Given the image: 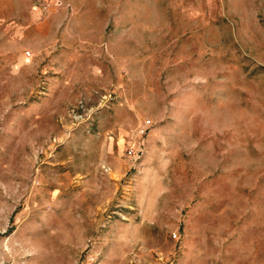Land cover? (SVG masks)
<instances>
[{"label":"rangeland","instance_id":"obj_1","mask_svg":"<svg viewBox=\"0 0 264 264\" xmlns=\"http://www.w3.org/2000/svg\"><path fill=\"white\" fill-rule=\"evenodd\" d=\"M0 264H264V0H0Z\"/></svg>","mask_w":264,"mask_h":264},{"label":"built area","instance_id":"obj_2","mask_svg":"<svg viewBox=\"0 0 264 264\" xmlns=\"http://www.w3.org/2000/svg\"><path fill=\"white\" fill-rule=\"evenodd\" d=\"M144 129H140V132L142 133ZM132 153L131 150H128V154L130 155Z\"/></svg>","mask_w":264,"mask_h":264}]
</instances>
